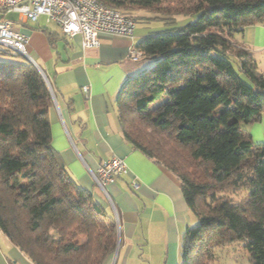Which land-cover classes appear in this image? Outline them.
I'll use <instances>...</instances> for the list:
<instances>
[{
  "label": "trees",
  "instance_id": "1",
  "mask_svg": "<svg viewBox=\"0 0 264 264\" xmlns=\"http://www.w3.org/2000/svg\"><path fill=\"white\" fill-rule=\"evenodd\" d=\"M100 1L165 25L134 46L152 65L124 81L116 112L123 139L178 179L196 219L179 264H214L233 243L264 264V143L247 129L264 115V74L232 40L264 18V0ZM177 15L194 18L177 26ZM45 76L0 48V230L32 264H104L118 227L51 144Z\"/></svg>",
  "mask_w": 264,
  "mask_h": 264
},
{
  "label": "crops",
  "instance_id": "2",
  "mask_svg": "<svg viewBox=\"0 0 264 264\" xmlns=\"http://www.w3.org/2000/svg\"><path fill=\"white\" fill-rule=\"evenodd\" d=\"M132 38L101 33L97 49L81 46L82 35L66 36L54 28L21 19L14 28L28 36L26 51L53 86L50 108L51 144L74 180L110 214L118 215V245L104 264H179L181 238L196 219L190 212L178 179L164 167L130 146L122 137L116 95L124 81L142 72L128 59L133 46L163 24L154 13L134 10ZM175 20L185 21L182 15ZM164 25V24H163ZM165 27V25H164ZM41 28L48 29L45 33ZM158 30V29H156ZM232 40L251 53L264 74V18L233 32ZM88 86L85 98L82 87ZM255 144L264 143V115L247 126ZM122 158L127 172L101 188L93 179L102 161ZM136 179L137 189L131 187ZM0 264H32L0 230ZM140 264V263H139Z\"/></svg>",
  "mask_w": 264,
  "mask_h": 264
},
{
  "label": "built area",
  "instance_id": "3",
  "mask_svg": "<svg viewBox=\"0 0 264 264\" xmlns=\"http://www.w3.org/2000/svg\"><path fill=\"white\" fill-rule=\"evenodd\" d=\"M10 13H17L21 19L32 22L45 16L47 22H55L66 36L81 34V46L86 50L97 49L101 33L132 38L136 25L131 14L110 7L100 0H0V48L24 58L29 57L26 51L28 36L14 28L15 22L7 18ZM142 56V52L134 46L128 53V59L133 61L140 60ZM82 92L85 98L89 97L88 86H83ZM51 94L53 97L52 90ZM126 172L125 161L114 156L102 161L97 174L92 173V176L103 188ZM138 186V181L134 179L131 187L137 189ZM113 210L118 226V215L114 207Z\"/></svg>",
  "mask_w": 264,
  "mask_h": 264
},
{
  "label": "rangeland",
  "instance_id": "4",
  "mask_svg": "<svg viewBox=\"0 0 264 264\" xmlns=\"http://www.w3.org/2000/svg\"><path fill=\"white\" fill-rule=\"evenodd\" d=\"M133 13V12H131ZM132 15V14H131ZM186 18V20L184 21H179L176 20L175 25L177 26H182L185 23L193 20L194 17H190V16H184ZM7 18L14 21L15 22V26L17 27L19 25V22L17 20L18 18V14L17 13H10L7 15ZM32 25L34 26H48L51 28H54L56 26L55 22H47L45 16H40L36 21L31 22ZM136 28H142L143 24L138 22ZM150 26L155 27L156 29H161L164 28V25L161 23H152L150 24ZM13 58H19L18 57H13ZM139 64V66H141L143 70L149 68L152 65V61L147 59V58H141L140 60H138L137 62ZM163 101V99H159L156 100L152 105L155 106L157 104H159V102ZM141 264V260L137 262V264ZM214 264H248V254L246 251H244L240 245H238L237 243H233V244H229L226 246H222V247H218L215 249V261Z\"/></svg>",
  "mask_w": 264,
  "mask_h": 264
},
{
  "label": "water",
  "instance_id": "5",
  "mask_svg": "<svg viewBox=\"0 0 264 264\" xmlns=\"http://www.w3.org/2000/svg\"><path fill=\"white\" fill-rule=\"evenodd\" d=\"M25 59L28 60L30 63H32L40 71L41 75L44 77L45 81L48 83L45 74L40 69V67L35 63V61L30 56L29 57H25ZM53 100H54V97H53Z\"/></svg>",
  "mask_w": 264,
  "mask_h": 264
}]
</instances>
